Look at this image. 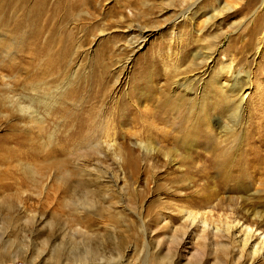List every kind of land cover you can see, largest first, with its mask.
<instances>
[{"label":"rangeland","instance_id":"rangeland-1","mask_svg":"<svg viewBox=\"0 0 264 264\" xmlns=\"http://www.w3.org/2000/svg\"><path fill=\"white\" fill-rule=\"evenodd\" d=\"M81 1L0 86V264H264V0Z\"/></svg>","mask_w":264,"mask_h":264},{"label":"bare ground","instance_id":"bare-ground-1","mask_svg":"<svg viewBox=\"0 0 264 264\" xmlns=\"http://www.w3.org/2000/svg\"><path fill=\"white\" fill-rule=\"evenodd\" d=\"M54 10L52 5L48 3V0H0V30L17 34L16 36H2L3 38H0V53L7 48L15 52L13 56L6 59L0 57V86L6 92L15 93L14 91H16L18 87L20 88L22 85L28 84V82L32 81L40 72L43 74V72L56 70L53 65H55L58 57H61V55L49 54L47 51L52 40V37H50L52 36L51 32L56 28V18L53 19ZM26 28L29 30L34 29V32L31 34L34 37L30 39L24 37L25 34L21 31ZM45 31H48L50 36H47L41 41L40 36H42ZM17 38L19 39L18 44ZM22 46H26V49L19 54V48ZM44 53L49 54L47 55L48 60L43 63L44 65L47 63L45 66L39 63V58L41 54ZM36 67H38V70L35 69ZM229 81L230 83L227 81V84L224 81L221 86L237 87L238 83L241 81V76L239 74H230ZM244 81L246 83L248 80ZM241 91L238 97L240 99L238 102L239 109L242 108L243 98L245 94H247L246 92L243 95L244 91ZM21 110L28 112V114L35 113V110H31L30 107H22ZM2 150H5V148H0V151Z\"/></svg>","mask_w":264,"mask_h":264}]
</instances>
